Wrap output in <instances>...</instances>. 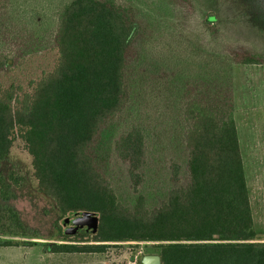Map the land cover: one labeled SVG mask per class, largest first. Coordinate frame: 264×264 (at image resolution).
I'll use <instances>...</instances> for the list:
<instances>
[{"label":"trees","instance_id":"1","mask_svg":"<svg viewBox=\"0 0 264 264\" xmlns=\"http://www.w3.org/2000/svg\"><path fill=\"white\" fill-rule=\"evenodd\" d=\"M257 1L37 0L53 18L40 34L26 16L37 9L32 0H0V72L47 45L59 53L31 93L0 92V161L18 133L39 192L63 219L98 217L95 234L83 235L92 244L50 243L43 252L96 254L105 242L144 241L157 243L160 264H264L232 85V65H264V42L243 41L255 33L264 40V0ZM123 115L138 121L115 142L134 185L142 180L141 119L164 115L172 140L183 146L186 182L154 206L142 198L122 206L105 178L96 145Z\"/></svg>","mask_w":264,"mask_h":264},{"label":"rangeland","instance_id":"2","mask_svg":"<svg viewBox=\"0 0 264 264\" xmlns=\"http://www.w3.org/2000/svg\"><path fill=\"white\" fill-rule=\"evenodd\" d=\"M255 1L258 5L259 2ZM32 2L37 9L26 16L42 34L52 26V10L45 3L39 5L37 0ZM255 35L251 39H243L245 45L262 46L263 35ZM156 52L157 49L152 51L154 57ZM58 58L57 49L50 45L28 54L14 70L0 72V92L10 90L18 98L24 93H31L36 83L53 70ZM249 68L247 65H232L233 116L255 241L264 242V96H247L244 72ZM251 91L255 95L264 91V80L260 87L255 86ZM124 116L101 133L96 151L103 161L105 178L122 206L134 207L140 198L144 204L154 206L167 190L186 182L183 146L180 141L172 140L164 115L155 121L141 119L146 129L144 161L140 168L142 180L134 185L126 165L115 153L118 137L129 129L132 122H138ZM8 209L15 214L18 225L11 221ZM63 218L54 202L39 192L31 157L23 140L18 133L15 134L8 155L0 161V244H9L0 246V264H137L143 255L158 253L157 243L154 242L113 241L104 243L107 248L103 253L52 254L38 261L39 251L50 243H93L83 236L89 233L80 231L69 235L67 241L59 240L60 232L65 228L61 224Z\"/></svg>","mask_w":264,"mask_h":264},{"label":"water","instance_id":"3","mask_svg":"<svg viewBox=\"0 0 264 264\" xmlns=\"http://www.w3.org/2000/svg\"><path fill=\"white\" fill-rule=\"evenodd\" d=\"M69 223L71 226L64 229V234L66 235H73L77 231L95 234L98 228V217L94 213L80 212L61 221L63 226ZM140 264H160V257L156 254L143 255L140 259Z\"/></svg>","mask_w":264,"mask_h":264},{"label":"crops","instance_id":"4","mask_svg":"<svg viewBox=\"0 0 264 264\" xmlns=\"http://www.w3.org/2000/svg\"><path fill=\"white\" fill-rule=\"evenodd\" d=\"M247 67H250V70L246 71V73L244 72L246 89H248L247 96H264V91H259V94L256 95L251 91L252 89L254 90L255 86L260 87V84L264 80V65H247ZM46 255L52 254L39 251L38 261L45 259Z\"/></svg>","mask_w":264,"mask_h":264},{"label":"flooded vegetation","instance_id":"5","mask_svg":"<svg viewBox=\"0 0 264 264\" xmlns=\"http://www.w3.org/2000/svg\"><path fill=\"white\" fill-rule=\"evenodd\" d=\"M69 226H71V224H67L66 226H64V227H69ZM78 232V231H77Z\"/></svg>","mask_w":264,"mask_h":264}]
</instances>
